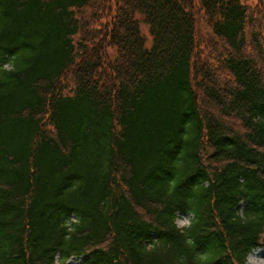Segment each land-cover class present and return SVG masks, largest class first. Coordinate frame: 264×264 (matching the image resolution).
<instances>
[{
	"label": "trees",
	"instance_id": "trees-1",
	"mask_svg": "<svg viewBox=\"0 0 264 264\" xmlns=\"http://www.w3.org/2000/svg\"><path fill=\"white\" fill-rule=\"evenodd\" d=\"M259 248L264 0H0V264Z\"/></svg>",
	"mask_w": 264,
	"mask_h": 264
},
{
	"label": "rangeland",
	"instance_id": "rangeland-1",
	"mask_svg": "<svg viewBox=\"0 0 264 264\" xmlns=\"http://www.w3.org/2000/svg\"><path fill=\"white\" fill-rule=\"evenodd\" d=\"M137 18L140 21V30L144 37V39L147 41V44L149 45L151 42V38L149 35L148 27L142 22V18L140 16H137ZM5 69H9V66H5ZM188 216L178 217L175 221L176 226L179 229H182L184 226L188 225ZM69 222H74V218H70ZM247 264H264V250L259 249L256 250L252 255L248 258Z\"/></svg>",
	"mask_w": 264,
	"mask_h": 264
}]
</instances>
